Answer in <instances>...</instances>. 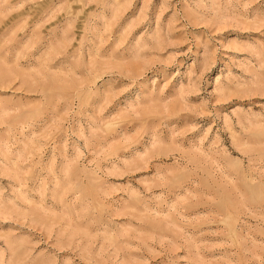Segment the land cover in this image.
I'll list each match as a JSON object with an SVG mask.
<instances>
[{
    "label": "rangeland",
    "instance_id": "obj_1",
    "mask_svg": "<svg viewBox=\"0 0 264 264\" xmlns=\"http://www.w3.org/2000/svg\"><path fill=\"white\" fill-rule=\"evenodd\" d=\"M0 264H264V0H0Z\"/></svg>",
    "mask_w": 264,
    "mask_h": 264
}]
</instances>
